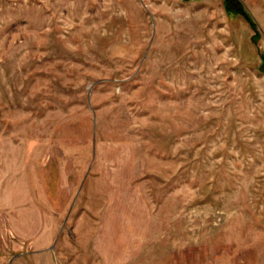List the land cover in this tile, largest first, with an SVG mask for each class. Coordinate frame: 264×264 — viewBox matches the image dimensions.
<instances>
[{
  "label": "rangeland",
  "instance_id": "374dc122",
  "mask_svg": "<svg viewBox=\"0 0 264 264\" xmlns=\"http://www.w3.org/2000/svg\"><path fill=\"white\" fill-rule=\"evenodd\" d=\"M0 264H264V0H0Z\"/></svg>",
  "mask_w": 264,
  "mask_h": 264
}]
</instances>
